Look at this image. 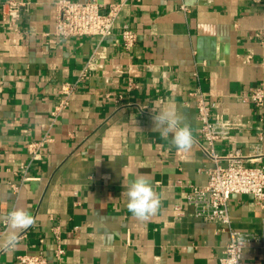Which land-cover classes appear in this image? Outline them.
Returning a JSON list of instances; mask_svg holds the SVG:
<instances>
[{
	"label": "crops",
	"instance_id": "obj_1",
	"mask_svg": "<svg viewBox=\"0 0 264 264\" xmlns=\"http://www.w3.org/2000/svg\"><path fill=\"white\" fill-rule=\"evenodd\" d=\"M5 1L0 239L13 208L29 211L34 224L14 249H0V264L39 252L47 264H219L228 228L193 217L187 195L190 185L207 182L209 149L217 157L239 150L264 171V105L249 99L251 87L264 85V0H96L121 3L113 33L69 39L52 33L57 0H20L26 9L14 22ZM122 29L136 34L129 49ZM64 82L75 88L57 111ZM197 91L210 119L239 123L212 147L204 145L190 95ZM163 108L190 126L188 152L153 130ZM139 175L162 196L160 211L146 221L126 207L128 183ZM228 211L231 228L260 231L264 202L233 194ZM241 257L264 264V248L245 242Z\"/></svg>",
	"mask_w": 264,
	"mask_h": 264
},
{
	"label": "built area",
	"instance_id": "obj_2",
	"mask_svg": "<svg viewBox=\"0 0 264 264\" xmlns=\"http://www.w3.org/2000/svg\"><path fill=\"white\" fill-rule=\"evenodd\" d=\"M180 1V0H178ZM257 3L261 0H252ZM26 2L6 0L3 5L4 14H8L14 22L26 9ZM121 3L102 4L96 0H57L54 3L55 23L53 35L62 39L83 35H99L106 37L113 33L114 22L120 10ZM179 9L187 11V6L180 2ZM122 45L129 49L136 42V34L132 29H122L119 32ZM75 88L74 83L64 82L60 93L63 95L56 110H61L68 102V96ZM195 103L197 119L200 121V132L204 145L212 147L215 142L228 138L230 130L238 128L239 123L232 118L210 119V108L204 96L199 91L191 92ZM249 99L256 107L264 105V85L262 83L251 87ZM37 144L29 145L33 157L36 156ZM214 165L207 171L205 185H190L187 203L192 206V216L205 221L216 223L222 228H228L229 240L219 259V264H246L242 259L245 242H256L264 248V219L258 233L239 230L230 227L231 218L228 202L233 194H249L259 203L264 202V171L259 166L248 165L250 160L235 150L224 156L217 157L211 149L206 150ZM56 255L63 253L57 246ZM21 264H47L42 252L37 254H22L17 257Z\"/></svg>",
	"mask_w": 264,
	"mask_h": 264
},
{
	"label": "clouds",
	"instance_id": "obj_3",
	"mask_svg": "<svg viewBox=\"0 0 264 264\" xmlns=\"http://www.w3.org/2000/svg\"><path fill=\"white\" fill-rule=\"evenodd\" d=\"M154 129L165 140L171 134V145L178 152H188L194 144L190 126L174 108H163L153 115ZM127 209L139 221L155 216L161 208L162 196L154 189L153 182L145 175L130 180L127 186ZM7 234L0 239V249H14L19 243V233L33 226L34 218L23 208H13L6 213Z\"/></svg>",
	"mask_w": 264,
	"mask_h": 264
}]
</instances>
